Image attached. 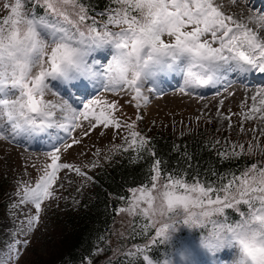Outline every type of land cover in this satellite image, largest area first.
<instances>
[{
	"label": "snow or ice",
	"instance_id": "obj_1",
	"mask_svg": "<svg viewBox=\"0 0 264 264\" xmlns=\"http://www.w3.org/2000/svg\"><path fill=\"white\" fill-rule=\"evenodd\" d=\"M112 3L115 7L99 23L89 17L81 0H8L2 5L0 140L15 142L25 133L28 138L46 134L51 142L54 134L49 129L68 133L82 127L78 123L81 117L89 120V131L98 125L119 129L120 121L114 115L119 110L116 101L94 100L84 104V111H78L71 96L57 101L46 99L50 92L57 95L50 87L52 81L66 86L67 94L86 90L81 78L89 83L99 79L101 74L94 69L95 61L89 64L88 56L104 46L113 49L112 60L105 69V90L133 92L137 108L141 101H148L143 95L144 81L152 78L150 90H156L155 77L159 74L182 75L184 84L180 91L185 94L215 86L229 73L264 74V34L249 27L256 24L264 28V9L256 0H244L249 11L255 13L247 21L225 14L216 0ZM165 35L171 38L169 42L163 39ZM250 99L252 105L245 119H253V114L259 113L258 118L264 120V86ZM123 126L131 137L125 139L128 148L124 150H146L149 142L134 130L135 123ZM55 140L49 153L51 162L35 186L21 184L17 189L19 205L30 203L35 208V215L27 220L29 230L39 222L42 201L52 197L51 189L60 170H72L86 180L91 179L80 167L60 162L58 144L63 137L55 134ZM79 143V139L73 138L71 143L64 144V149ZM237 147L240 152L235 151ZM253 148L250 144L247 154H252ZM232 149L226 148L218 155L245 154L244 145H233ZM161 163L154 160L149 183L130 190V197H121L128 206L118 210L144 221L140 234L146 236V243L137 246L135 253H128L137 256L138 264H192L196 250L178 239L173 243L180 226L205 230L206 234L199 239L200 249L213 253L224 247L234 249L232 264H264V164L252 163L239 173L221 176L216 184L205 183L199 177L189 182L182 175L165 173ZM226 209L239 213L240 219L231 221ZM136 223L134 220V226ZM170 243L173 248L167 257L156 259L151 255L153 245ZM21 244L26 246L28 241L12 240L3 245L0 264H15Z\"/></svg>",
	"mask_w": 264,
	"mask_h": 264
},
{
	"label": "rangeland",
	"instance_id": "obj_2",
	"mask_svg": "<svg viewBox=\"0 0 264 264\" xmlns=\"http://www.w3.org/2000/svg\"><path fill=\"white\" fill-rule=\"evenodd\" d=\"M240 1L242 3L240 8L235 5L233 0H216V3L221 5L222 11L228 15H236L237 11L244 12L245 16L255 15L246 7L244 0ZM7 2L8 0H0V15L4 14L2 5ZM88 23H91V20ZM113 30L118 31L119 29L114 28ZM163 39L165 42H169L171 38L165 35ZM112 57L113 49L110 46H104L90 53L88 63L92 64L95 61L94 69L100 72L101 77L91 83L87 81L94 89L93 94L88 97L83 98L82 95H77L75 90H72L71 102L78 111H84V104L94 100H106L109 103L116 101L119 110L114 115L120 121L119 129L98 125L89 131V120L81 117L78 123L82 127L71 129L68 133L55 128L49 129L48 132L54 134L51 142L46 134H41L43 136L41 137L43 142L41 148L33 143V140L40 135L28 138L27 134L22 133L15 142L0 140V188L5 189L2 199L5 206L1 209L3 212H0V248L12 240L28 241L26 246L20 245L21 254L15 264H54V261L62 258L68 242L64 232H61L64 217L72 208L82 204L90 188L91 179L86 180L72 170H60L51 189L52 197L42 201L39 222L34 229L29 230L27 220L35 215V208L30 203L19 205L17 189L21 184L35 186L43 169L51 162L49 153L52 151L53 143H56L55 134L63 137L62 142L58 144L61 148L60 162L80 167L88 177H92L99 167L113 159L119 151L128 148L125 139L130 140L131 137L128 129L123 125L131 123H135L134 130L146 138L155 134L168 135L172 138L204 136L229 151L233 150V145H244L245 154L243 155L246 159L251 163L264 164V151H262L264 150V133L259 128L258 121L260 119L255 117L245 119L252 101L244 99L246 96L244 88L233 87L231 86L233 84H229L227 87L220 88L219 90L222 91L219 94L213 91H211L213 94L196 93L194 89L185 94L180 91L184 84L182 75L176 73L171 79L170 73H167L165 79L162 80L164 74H159L155 77L158 86L156 90H150L153 88L152 78L144 81L143 95L148 98V101L147 104L141 101V106L137 108L136 101L132 99L133 92L113 93L105 90L107 84L105 69ZM167 84H171L173 87L171 89L164 88ZM226 84L223 83L224 86ZM50 87L57 95L50 92L46 96L47 100L57 101L70 96L65 94L66 86L61 85L58 81L50 82ZM259 87L261 86L248 88L259 89ZM201 89L206 91V88ZM73 96L78 99H73ZM96 111L99 112V108ZM137 116L141 118L137 119ZM225 117H230V119H225ZM86 131H88V135H84ZM73 138L79 139L81 143L65 150L64 144L71 143ZM250 144L254 146L253 152L247 154ZM257 145L258 147H256ZM235 151L240 152V149L237 147ZM93 164L95 167L92 166ZM131 194L129 191V197ZM14 204L18 206L13 207ZM127 206L126 202L120 208ZM243 207L244 211H247V207L241 205V208ZM118 210L110 238L106 243L108 247L103 250L110 253V257H115L128 248L127 236L134 218L127 212L119 213ZM227 210L238 214L233 209L225 211ZM202 234H206L204 229H189L180 226L173 243L178 239L196 250L192 264H210L213 259L215 264H232L235 250L224 247L215 251L218 254H214L200 249L199 239ZM167 245L173 248V244ZM102 254L96 259L97 263L107 258Z\"/></svg>",
	"mask_w": 264,
	"mask_h": 264
},
{
	"label": "trees",
	"instance_id": "obj_3",
	"mask_svg": "<svg viewBox=\"0 0 264 264\" xmlns=\"http://www.w3.org/2000/svg\"><path fill=\"white\" fill-rule=\"evenodd\" d=\"M81 2L89 17L96 21L106 19L109 11L115 7L112 0ZM147 140L149 143L146 150L139 153L131 148L128 151L121 150L93 173L89 191L82 204L72 208L64 217L61 232L68 239L67 249L54 264H138L137 256L128 253H135L137 246L146 243V236L140 234V227L144 223L142 220L133 218L137 223L134 226L132 221L130 225L126 250L115 257H110V253L103 250L108 247L106 243L110 238L117 210L127 202L121 197H129L131 189L149 183L155 159L162 162L161 168L165 173L182 175L189 182L199 177L205 183L216 184L220 183L221 176L239 173L252 164L243 154L221 157L218 153L226 148L204 136L172 138L155 134ZM151 150H154L155 156ZM4 192L5 189L0 188V212H3L1 209L5 206L2 201ZM226 213L233 222L240 219L239 214L235 215L229 210ZM169 250L167 244L153 245L151 255L156 259H163L169 255ZM101 253L107 258L97 263L96 259Z\"/></svg>",
	"mask_w": 264,
	"mask_h": 264
},
{
	"label": "bare ground",
	"instance_id": "obj_4",
	"mask_svg": "<svg viewBox=\"0 0 264 264\" xmlns=\"http://www.w3.org/2000/svg\"><path fill=\"white\" fill-rule=\"evenodd\" d=\"M235 5L238 7V8H240V7H242V3H241V1L240 0H236L235 1ZM237 11V10H236ZM251 14H248L247 16H245L244 15V12H241V11H237V13H236V18L237 19H244L245 21H247V17L248 16H250ZM249 27H252L253 28V30L254 31H257L258 33H261V34H264V28H260V27H258L256 24H249ZM239 85H243V86H245V87H247L248 85H246V84H242V83H238ZM233 87H238V86H234L233 85ZM260 88V87H259ZM152 91V90H151ZM243 91H244V94H246V96H245V98L244 99H246V100H250L251 101V99H250V97L252 96V95H254L257 91H258V88H253V89H250V88H244L243 89ZM70 94H72L71 92H70ZM254 115V117L255 118H257V119H259L258 117H259V113H256V114H253ZM258 124H259V128L263 131V133H264V120H259L258 121ZM210 264H215V260L213 259V261L212 262H210Z\"/></svg>",
	"mask_w": 264,
	"mask_h": 264
}]
</instances>
